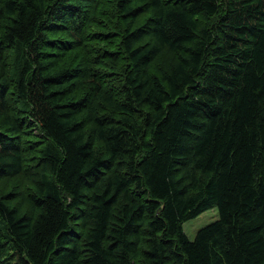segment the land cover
I'll return each instance as SVG.
<instances>
[{"label":"trees","instance_id":"trees-1","mask_svg":"<svg viewBox=\"0 0 264 264\" xmlns=\"http://www.w3.org/2000/svg\"><path fill=\"white\" fill-rule=\"evenodd\" d=\"M0 13V264H264V0Z\"/></svg>","mask_w":264,"mask_h":264},{"label":"rangeland","instance_id":"rangeland-1","mask_svg":"<svg viewBox=\"0 0 264 264\" xmlns=\"http://www.w3.org/2000/svg\"><path fill=\"white\" fill-rule=\"evenodd\" d=\"M218 213L216 207L204 211L195 218L189 219L183 223V230L189 240H193L196 232L203 226L217 220Z\"/></svg>","mask_w":264,"mask_h":264},{"label":"bare ground","instance_id":"bare-ground-1","mask_svg":"<svg viewBox=\"0 0 264 264\" xmlns=\"http://www.w3.org/2000/svg\"><path fill=\"white\" fill-rule=\"evenodd\" d=\"M29 5H30V4H29ZM27 6H28V4H27ZM3 7H4V6H3ZM4 9H5V8H4ZM0 14H1V13H0ZM143 70H144V69H143ZM144 75H145V74H144ZM147 75H149V74H147ZM3 76H4V75H3ZM7 78H8V77H7ZM9 79H10V77H9ZM146 79H147V78H146ZM6 81H7V80H6ZM10 82H11V81H10ZM3 84H4V83H3ZM8 84H9V83H8ZM11 85H12V84H11ZM8 86H9V85H8ZM12 86H13V85H12ZM12 86H11V87H12ZM11 87H10V88H11ZM4 88H5V87H4ZM7 88H9V87H7ZM13 91H14V89H13ZM12 100H13V99H12ZM12 100H11V102H13ZM14 104H15V103H14Z\"/></svg>","mask_w":264,"mask_h":264}]
</instances>
